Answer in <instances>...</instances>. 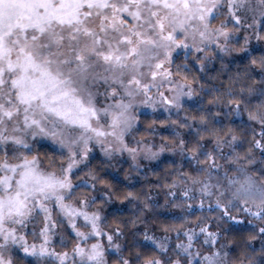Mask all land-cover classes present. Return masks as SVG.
I'll return each instance as SVG.
<instances>
[{"label": "snow or ice", "instance_id": "snow-or-ice-1", "mask_svg": "<svg viewBox=\"0 0 264 264\" xmlns=\"http://www.w3.org/2000/svg\"><path fill=\"white\" fill-rule=\"evenodd\" d=\"M0 264H264V0H0Z\"/></svg>", "mask_w": 264, "mask_h": 264}, {"label": "trees", "instance_id": "trees-1", "mask_svg": "<svg viewBox=\"0 0 264 264\" xmlns=\"http://www.w3.org/2000/svg\"><path fill=\"white\" fill-rule=\"evenodd\" d=\"M183 59V57L181 56V60ZM178 63H180L181 61H177ZM189 63L192 64V60L191 58L189 59ZM228 62L225 61V64H227ZM188 72V78L191 81L193 79V76H195L197 78V82H203V83H207L208 80L212 77H218L216 80H214V83H221L223 82L225 85L228 84V76L229 75H235L236 71H237V65L236 64H231L229 65V67L227 69H222L221 68V64L220 62L217 60L215 61V64L213 65V67L205 70V73H201L199 70V67L195 64H192V68L190 70H184ZM201 77H203V79H200ZM199 88H196V92L199 93ZM186 108L189 107V105H185ZM165 119V116H155L152 114H142L141 115V121L143 122V125L140 129V132L138 133L140 136H144V137H149L152 134L148 133L147 131H145L146 128L149 127V125L152 123L153 120H156L157 122L160 120ZM173 119H176V117H173ZM168 133L167 132H161L160 133V137L162 136H167ZM250 133H249V137H250ZM177 163H179L178 161H176ZM97 164H100L102 167L104 166V164H106L105 162H102L99 159V156L97 158V160H94L92 163V166L95 167ZM128 166V165H127ZM172 167V161L171 160H162V162L159 163V166L156 167L155 169L151 168L149 169L145 174L146 175H142L143 173H136L133 176L138 175L139 179L142 181V183L137 184L136 185V191H147L149 189H151L152 195H154L156 193V188H155V184L156 181L158 179V176L153 175V171H155L156 173L159 174V178H163V175L169 171V169ZM129 168V166H128ZM161 169H163L164 171L162 172ZM127 173V167L126 169H124V171L121 173V176L125 175ZM149 181L151 182V184L149 183ZM170 182V181H169ZM131 213L130 212H125L124 213V217L127 218L128 216H130ZM152 220H154L157 224H159L161 221L164 220H168L169 222H171V217H165V216H160V217H151ZM121 220L118 219H114L111 216L109 217L108 220V226L109 227H114V226H119L121 224ZM254 234V233H252ZM249 233H245L242 236H235L232 234L228 235V239L232 240L236 245V251L234 253V257L235 258H243V256L246 253H251V249L250 248H246L245 247V240H247ZM131 239V237H129V240ZM253 246L257 249V251L259 250L260 247V242L259 239L257 238L255 241H252Z\"/></svg>", "mask_w": 264, "mask_h": 264}, {"label": "rangeland", "instance_id": "rangeland-1", "mask_svg": "<svg viewBox=\"0 0 264 264\" xmlns=\"http://www.w3.org/2000/svg\"><path fill=\"white\" fill-rule=\"evenodd\" d=\"M226 61H227V60H226ZM214 64H215V61H212L211 63H208V64H207V67H206L205 70H207V69L213 67ZM197 66H198V65H197ZM141 112H142V114H152V115H153V111H152V109H151L150 107H148V106L143 107V108L141 109ZM155 116H156V115H155ZM165 116H166V114H165ZM160 133H161V132H158V133L155 135V137H153V136L151 135V136H149V137H145V138H147V139H149V140H151V139H155L157 142H159V140H160V138H161V137H160ZM138 136H140V135L138 134ZM97 154H98V156L100 155L98 149H97ZM170 156H171L170 153H165V154L161 157V161H162V160H171V159H165V157H170ZM177 161L179 162V160H177ZM105 163H107V162H105ZM141 163H142V164H157L158 162H157V161H151V162H149V161H146V160H142ZM127 165L129 166V168H128ZM113 166H114V168H123V170L126 169V167H127V172L131 171V172L133 173V175L135 174V170L130 168L129 163H124L123 161H121L120 164H114ZM151 168H152V167H149L148 170L151 169ZM122 172H123V171H122ZM122 172H121V173H122ZM121 173H120V174H121ZM142 175H146V174L143 173ZM153 196H156V193H155ZM160 202L163 203L162 195H161V197H160ZM173 211H179V210H178V209H174ZM198 214H199V213H198ZM192 219L194 220L195 218L193 217ZM62 231H63V230H62ZM64 234H65V235H68L67 232H65ZM156 234H157V235H160L161 233H160L159 231H157ZM170 235H173V239H175L174 234L170 233ZM73 242H75V241H73ZM55 246L57 247L58 250H63V249L61 248V246H60L58 243H57ZM71 246H72V245L69 244V245L67 246V248L70 250Z\"/></svg>", "mask_w": 264, "mask_h": 264}]
</instances>
